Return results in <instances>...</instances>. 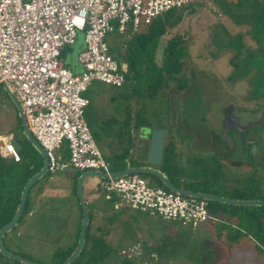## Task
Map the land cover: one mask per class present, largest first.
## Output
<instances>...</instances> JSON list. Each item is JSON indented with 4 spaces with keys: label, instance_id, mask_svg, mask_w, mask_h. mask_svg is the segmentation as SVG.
Instances as JSON below:
<instances>
[{
    "label": "rangeland",
    "instance_id": "374dc122",
    "mask_svg": "<svg viewBox=\"0 0 264 264\" xmlns=\"http://www.w3.org/2000/svg\"><path fill=\"white\" fill-rule=\"evenodd\" d=\"M263 8L264 0H241L239 6L221 0H191L188 5L175 8L170 14L180 20L162 39L180 35L187 44L191 81L195 82V86H206L201 90L195 87L186 101L187 109L193 125L207 132L210 138H217L219 133L222 135V109L227 102L251 107L255 106L250 101L254 98L256 107L264 105V18L258 17ZM216 11L221 15L218 16ZM147 26L141 25L136 34L144 33ZM105 39L109 52L115 55L119 64L120 60L127 59L128 56L122 54L123 36L114 31L108 33ZM83 40L84 32H79L75 43L62 51L61 59L66 66L78 63V56L85 47ZM158 62L161 63L160 60ZM135 79L148 85L144 77L136 76ZM131 87L129 84L118 87L94 80L83 94L90 102L85 109V121L104 158L114 164H147L145 148L142 150L138 146L137 126L167 124L166 93H158L146 100L142 98L140 87ZM15 110L0 84L1 134L16 125ZM247 116L243 119L251 117ZM13 133L21 144V154L33 164L40 162L33 146L27 143L18 129L15 128ZM175 134L173 136H177ZM178 138L181 145L177 154L185 158L183 169L191 175L188 179L193 188L251 197L246 199H264L263 125L251 126L246 132V140L250 144L235 139V144L226 151L219 147V158L215 156L217 152L204 153L193 146L190 135L186 133ZM120 154H125V158L116 159ZM193 156L200 158L199 161L193 160ZM19 164L11 163L7 167L15 171ZM192 173L199 176L195 177ZM61 174L63 172L57 171L52 178ZM139 175L149 184L161 185L150 174ZM49 178L46 172L33 185L30 194L36 186L44 182L53 184L58 180ZM73 178L78 180L76 176ZM58 202L60 207L57 209L28 205L27 212L9 232L8 239L5 238L6 247L39 264H51L56 247L75 243L81 221L66 196ZM208 202L210 212L220 219L207 221L197 229L179 221L150 217L138 210H113L109 203L100 202L104 207H101L103 215L98 219L103 229L111 232L107 241L111 251L100 264H129L118 251L134 239L135 231L143 230L153 222L165 229L159 244L166 257H161L156 264H264V250L258 246L260 233L256 225L263 217V206ZM29 210L31 216L28 215Z\"/></svg>",
    "mask_w": 264,
    "mask_h": 264
},
{
    "label": "built area",
    "instance_id": "2783aa9c",
    "mask_svg": "<svg viewBox=\"0 0 264 264\" xmlns=\"http://www.w3.org/2000/svg\"><path fill=\"white\" fill-rule=\"evenodd\" d=\"M190 1L0 0V84L7 82L21 103L28 128L46 153L50 178L71 168L111 171L85 121L89 100L83 95L94 80L118 87L125 82L106 35L134 34ZM79 32H84L85 47L78 56L81 71L74 73L60 56ZM14 139L13 133H0V157L17 163L22 156ZM100 188L106 200L114 199L115 210H138L193 229L213 219L207 200L149 184L139 174L101 179ZM120 255L141 258L142 244L136 242Z\"/></svg>",
    "mask_w": 264,
    "mask_h": 264
},
{
    "label": "trees",
    "instance_id": "16d2710c",
    "mask_svg": "<svg viewBox=\"0 0 264 264\" xmlns=\"http://www.w3.org/2000/svg\"><path fill=\"white\" fill-rule=\"evenodd\" d=\"M221 1H226V0H221ZM172 11L173 9L166 12L164 14L165 17L160 16L157 19H155L151 24L147 26V30L144 33H139V34L135 33L129 39L127 44V48H128L127 56L133 66L134 72L140 73L139 77H144V79L147 81L148 84L147 86L148 89L150 90L151 95L155 94L160 89H163L166 86L167 81L170 80L177 81L179 88L184 87L182 86L181 82H179V79L177 77V73L180 72L183 66V62L180 61V59L182 57L187 56V52H188L187 44H185L182 36L175 35L169 38L167 47L165 48L164 51L162 63L159 65L154 61V53H155L157 41L168 30L174 28L179 23L180 19L172 18V16L170 15ZM260 13L261 15H259L258 17L259 18L262 17L263 19L264 8ZM143 55H147V56L145 57ZM61 56H60V60L62 61ZM234 58L235 57H233L232 59L233 62H234ZM15 120H16V125L12 128H9L5 133H13L15 128L18 129V132L21 131V121L20 118L18 117L16 110H15ZM27 143L31 145L28 141ZM19 153L21 154L20 151ZM36 153L40 157V162L33 164L30 160L26 158V156L21 154L22 160L20 162H17L20 164L16 167L15 171L10 170L7 166L4 167L0 163V228L3 225H5L8 221H10L11 218L13 217L15 210L19 204L22 188L26 183V181L42 167L43 164L42 158L37 151ZM125 156H126L125 154H120L116 156V159L122 157L125 158ZM62 157L63 158L67 157L66 149L64 150V154ZM106 160L107 162H109L110 169L113 171L122 170L125 167L124 163L114 164L111 160L108 159ZM160 167L163 171H167L168 174L176 175L175 179L170 177V181L176 186L180 185L179 184L180 179L184 177L185 172L179 160V156L175 152V147L172 141H167V143L165 144L163 160ZM192 175L193 176L196 175L195 177L199 176L196 173L195 174L192 173ZM159 183L162 185L160 181ZM32 187L30 188V190L32 189ZM234 196L242 197L239 195H234ZM27 207H28V197L20 220L22 219L23 215L27 212ZM262 210H263V217L259 221H257L256 225L260 233L259 240L257 241L260 243V245H258V243L257 245L264 250V206ZM79 230L80 227H78L77 229L75 235L76 239L74 244L70 246H58L53 250L51 264H60L70 255V253L74 250L76 246L79 237ZM106 233H107L106 229L103 228L100 229L97 233L92 232V215L89 212V224L86 229L84 246L79 256L71 264H100L101 262H103L104 258L111 251L110 246L105 241ZM9 236H10L9 232L3 236V244L6 249L8 248L6 247L4 241L5 238L8 239ZM124 260L127 263L132 264L131 260H128L126 258H124ZM0 264H23V263L15 259L8 258L0 253Z\"/></svg>",
    "mask_w": 264,
    "mask_h": 264
},
{
    "label": "water",
    "instance_id": "95a60500",
    "mask_svg": "<svg viewBox=\"0 0 264 264\" xmlns=\"http://www.w3.org/2000/svg\"><path fill=\"white\" fill-rule=\"evenodd\" d=\"M167 44H168V40H164L162 38L158 40V43L155 49V57H154V61L157 64H159L158 60L162 61L163 54H164L165 48L167 47ZM120 66H121V70L124 71L121 62H120ZM1 84L4 87V90L9 95L12 103L14 104L16 108L18 117L20 118V121H21L20 134L23 135L24 138L40 154L43 164H42V167L36 173H34L24 184L21 194H20L19 204L11 220L8 221L5 225H3L0 228V253L8 258L18 260L19 262L23 264H39L28 258H25L21 255H18V254H15L9 251L3 245V236L6 233L10 232L18 224L23 214L24 206H25L30 188L47 172L48 160H47L44 149L34 139V137L32 136L28 128L21 103L19 102L17 97L14 95L12 89L10 88L7 82L2 81ZM227 120H228V117H226L224 121V129L222 130V135H221L223 138L227 136V133L230 130V129H226ZM263 123L264 121L257 120V121H252L250 124H247V126L251 124L258 125V124H263ZM146 131H148V133ZM146 131H144V133L141 134L140 136L141 138H145L148 140V150H147V155H146L147 165L130 166L128 164L124 169L110 171L109 174L102 172V171H97V170H86L78 177L77 196H78V200H79V204H80L81 212H82L79 237H78L74 250L60 264H71L79 256L84 246V243H85L86 229L89 224V211H88L87 204H86V201L83 195V182L88 177L95 176L101 179L111 177L114 179V178H118L121 176L129 175V174L147 173L157 178L162 183V185L168 190H171L173 192H177V193L189 196V197L203 198L207 201L212 200V201H218V202L232 204V205L264 206V199L227 198V197H222V196H218L215 194L193 191V190L185 189L183 187L174 185L165 173H163L158 168H156L162 163L163 153H164V148H165V141H166V130L161 127H153V128L146 129ZM13 145L18 151L21 150V144L16 139L13 140ZM183 162H185V158H182V163Z\"/></svg>",
    "mask_w": 264,
    "mask_h": 264
},
{
    "label": "flooded vegetation",
    "instance_id": "af4514ba",
    "mask_svg": "<svg viewBox=\"0 0 264 264\" xmlns=\"http://www.w3.org/2000/svg\"><path fill=\"white\" fill-rule=\"evenodd\" d=\"M127 52H128V48L125 45L124 50H122V54H124V56L127 57ZM154 57H155V53H154ZM120 61L124 69L123 71V74L125 77L124 84H129L133 88L140 87L141 95H143L142 97L143 99H146V100L151 99L152 97H155L158 93H161V92H163L164 94L166 93V98L168 102L167 124L165 126H151V127L145 126L143 124H140L139 126H137L136 136L138 139L139 146H141L143 142L145 143V141L147 140L145 138H141L140 136L141 134L144 133V131H146V128L161 127L166 130V139L170 138L169 135L172 131H173L172 135H174L175 132L177 133L175 134L177 136H174V138L175 137L177 138L182 133L187 132L190 134V138H191V142L193 146H196L204 153L213 154L214 152H217L215 156L218 157L221 151L220 149H218L219 147H223V150L226 151L230 147V145L235 144V139H239L241 142L242 141L245 142L246 145L250 144V142L246 140V132L251 128V126H258V125L264 126V123L258 124V125L251 124L247 126V124H250L252 121H257V120L264 121V105L261 107V105L259 104L256 107V101L254 98L251 99L250 101L253 102V105L255 106H251V107H240V106H237L234 101H229L226 103V105L222 109L223 114H222L221 131L224 129L225 118L228 117V120L226 121V129H230V130L228 131L227 136L223 138L219 133L217 138L215 139L213 137L210 138L207 132H204L203 130L199 129L196 124L193 125V122L189 117L190 114L187 109L186 101L190 99V97L192 96L195 87L198 88V90H201L202 87H204L203 89H206L205 88L206 86H203L202 84L195 86V82L191 81L192 74L190 72L189 64L187 62L188 61L187 56L182 57L180 59V61L183 62V66L180 72L177 73L179 82H181L182 86L184 87L179 88L177 81L170 80V81H167V84L163 89H160L153 95H151L150 90L148 89V86H146L145 84H142V81L135 79L136 76H140V73L134 72L133 66L130 60L128 59V57L126 60H120ZM138 93H140V91ZM246 115L251 116V117L247 116L248 118L243 119V117H246ZM176 138L174 139V141L173 140L172 141L175 147V152L178 153ZM199 159L200 158L193 156V160L199 161ZM179 160L182 165V156L179 157ZM160 165L156 168H158L160 171L165 173L169 177V179L170 177L173 179L176 178V175L174 174L170 175L168 174L167 171H163ZM185 178L183 177L181 180H185ZM182 186L185 189H189L191 187L185 183L182 184Z\"/></svg>",
    "mask_w": 264,
    "mask_h": 264
},
{
    "label": "crops",
    "instance_id": "0c3cea01",
    "mask_svg": "<svg viewBox=\"0 0 264 264\" xmlns=\"http://www.w3.org/2000/svg\"><path fill=\"white\" fill-rule=\"evenodd\" d=\"M226 1L229 3H232L235 6H237V5L239 6V4L241 3V0H226ZM257 1L261 2L263 0H257ZM245 4H246V1H245ZM135 33H137V32H135ZM134 34H131V35L128 34L126 36L121 35V36H123V39H124L122 46H124V47H125V45L127 46L129 39ZM161 38H162V36H161ZM67 67L70 70H72V72H74V73H79L81 71V66L79 65V63L72 65V66H67ZM172 133H173V131L170 133V138H168L167 141H172V140L174 141V139L176 138V137L174 138ZM186 134L190 135L187 132H186ZM141 142H142V140H141ZM176 142H177V149H178L179 146L181 145L180 139L178 137L176 138ZM140 147H141L140 149H142V150H143V148H145V159H146L147 150H148V140H146L145 143L143 142V144ZM180 156H182V155H180ZM0 158H1L0 163L4 167L9 166L11 163H15L9 158H2V157H0ZM128 164L130 166L147 165V164L132 165L131 163H126L125 167ZM84 171H86V170H78V169H72V168L64 170V171H60V173L63 172V174H61L60 176H57V178H58L57 181H56V179H57L56 177L49 178L50 180H55L56 183L50 184V182H48V183L44 182L43 184L36 186V188H34L32 190L31 194L29 192V194H28V205L30 207L39 206V207L57 209L60 207L58 201L61 200L62 196H66L69 200V205L72 208H74L75 215L77 217L79 216V218L81 219L82 218V212H81V207H80L78 196H77V182H78V180L75 181L73 177L76 176V179H78L77 177H79ZM111 171H113V170H111ZM184 172H185V169H184ZM186 175L187 174L185 172L184 173V178L186 177L185 180H181L183 177L180 179V182H179L180 185H178L179 187H183L182 184H184V183L188 184L189 186L193 185V184H191L190 180L188 179L191 177V175H188V176H186ZM187 179H188V182H187ZM100 180H101V178L93 176V177L86 178L83 182V195H84V198H85V201L87 204L88 211L92 215V232H94V233H97L100 229L103 228L101 226V220L98 219V216L103 215L101 213L100 209H101V207H104L100 202L109 203L110 206H112V209L115 210L114 206H113V202H114L113 200L114 199L106 200L104 198L103 191L100 188ZM189 190H193V191L195 190L198 192L215 194V195L227 197V198H238V199L249 198V197H237V196H234L231 194L225 195V194L214 192V191H208L207 189L192 188V186L189 188ZM219 203H222V202H219ZM229 209H231V211H236L234 208H229ZM208 210H209V204H208ZM209 213L211 214V216L213 218V219H211V221H218V219H220L217 216H214L213 213L210 212V210H209ZM28 215L29 216L32 215L31 210L28 211ZM149 216L154 217L156 215H149ZM80 224H81V221H80L78 227H80ZM155 225L156 224H154V222H153L152 225H148V227H145L143 230L135 231L136 235H135L134 239L131 242L127 243L126 246L122 247L118 251V254H120V251L125 249L126 247H129V246L135 244L136 242H140L142 244V248H143V256L141 258H135V259L131 260L132 264H144L145 262H147L148 264H156L155 262L158 261L161 257H166L164 251L161 250L162 249L161 244H159V242L161 241V239L163 237L162 233H165V229H163L162 226H158V225L155 226ZM106 231H107V233L105 235V241L108 244L107 241H108V238L111 236V232L109 231V229ZM142 238H145V239H142ZM120 256L122 257V255H120Z\"/></svg>",
    "mask_w": 264,
    "mask_h": 264
}]
</instances>
